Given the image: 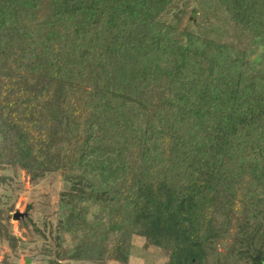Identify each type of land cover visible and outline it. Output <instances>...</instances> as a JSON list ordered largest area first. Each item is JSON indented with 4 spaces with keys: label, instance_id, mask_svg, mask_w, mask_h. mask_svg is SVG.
<instances>
[{
    "label": "trees",
    "instance_id": "obj_1",
    "mask_svg": "<svg viewBox=\"0 0 264 264\" xmlns=\"http://www.w3.org/2000/svg\"><path fill=\"white\" fill-rule=\"evenodd\" d=\"M175 1L0 0V184L9 170L64 183L57 225L79 237L36 246L50 264L126 261L133 234L163 264H264V74L176 27ZM214 1L264 38V0Z\"/></svg>",
    "mask_w": 264,
    "mask_h": 264
},
{
    "label": "rangeland",
    "instance_id": "obj_2",
    "mask_svg": "<svg viewBox=\"0 0 264 264\" xmlns=\"http://www.w3.org/2000/svg\"><path fill=\"white\" fill-rule=\"evenodd\" d=\"M168 18L178 28L187 27L197 35L217 39L225 42L235 49L243 50L247 55L248 68L255 72L264 74V38L242 32L229 20L227 14L214 0H176L173 11ZM8 180L0 184V195L2 197L0 207L9 211V223L13 234L17 237L18 246L12 251L9 246L0 239V264L6 259V264H50L54 260V253H37L43 241L54 249V245L61 243L63 253L72 249L79 235L75 236L68 232L60 233L58 218L62 214L59 206V194L64 188V183L59 176L48 175L36 182H30L20 170L5 171ZM0 174H3L0 171ZM4 175V174H3ZM29 207V210L27 209ZM89 218L94 220L98 214L95 205L88 206ZM15 213H27L33 221L44 229L45 239L37 235H24L19 230V222L22 217H13ZM99 216V215H98ZM107 216L100 219L107 223ZM97 218V217H96ZM91 220V221H92ZM98 220V218H97ZM29 228L31 226L29 225ZM27 231V229H26ZM102 231H99L101 234ZM104 245L110 247L113 244V234L106 233L103 237ZM130 250L126 261L108 259L105 262L71 261L64 259L62 264H163L165 258L161 255L159 248L145 243L143 237L131 235Z\"/></svg>",
    "mask_w": 264,
    "mask_h": 264
},
{
    "label": "water",
    "instance_id": "obj_3",
    "mask_svg": "<svg viewBox=\"0 0 264 264\" xmlns=\"http://www.w3.org/2000/svg\"><path fill=\"white\" fill-rule=\"evenodd\" d=\"M25 215H26V213H22V214H20V213H15V214L13 215V217L17 218V217H23V216H25Z\"/></svg>",
    "mask_w": 264,
    "mask_h": 264
}]
</instances>
